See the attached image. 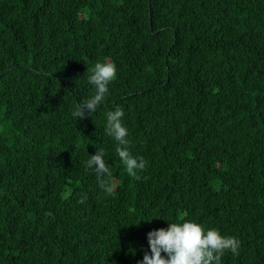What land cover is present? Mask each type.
Returning a JSON list of instances; mask_svg holds the SVG:
<instances>
[{
	"label": "trees",
	"instance_id": "trees-1",
	"mask_svg": "<svg viewBox=\"0 0 264 264\" xmlns=\"http://www.w3.org/2000/svg\"><path fill=\"white\" fill-rule=\"evenodd\" d=\"M105 61V102L74 119ZM117 108L139 178L105 130ZM166 220L264 264V0H0V264H139Z\"/></svg>",
	"mask_w": 264,
	"mask_h": 264
},
{
	"label": "clouds",
	"instance_id": "clouds-1",
	"mask_svg": "<svg viewBox=\"0 0 264 264\" xmlns=\"http://www.w3.org/2000/svg\"><path fill=\"white\" fill-rule=\"evenodd\" d=\"M117 68L112 62H97L88 76V83L94 89V95L78 102L72 116L83 120L87 115L96 113L109 94V86L116 79ZM124 112L117 108L107 113L106 133L119 147L116 153L125 166L128 176L139 178L146 163L135 157L129 150L128 128L123 123ZM87 169L94 172L101 187H105L103 177H111L112 170L103 150L89 155L85 162ZM110 191V189H107ZM167 221V220H166ZM166 228L155 229L147 233L148 251H145L139 264H222L225 253L237 255L241 242L234 236L221 234L216 228H205L190 220L182 222L167 221Z\"/></svg>",
	"mask_w": 264,
	"mask_h": 264
}]
</instances>
